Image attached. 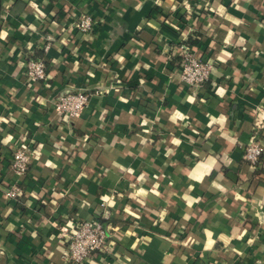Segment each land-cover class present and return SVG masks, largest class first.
<instances>
[{
	"label": "crops",
	"instance_id": "1",
	"mask_svg": "<svg viewBox=\"0 0 264 264\" xmlns=\"http://www.w3.org/2000/svg\"><path fill=\"white\" fill-rule=\"evenodd\" d=\"M186 45L213 64L199 88ZM65 90L89 94L71 120ZM258 122L264 147V0H0V264H71L65 235L93 218L113 247L88 264H264V152L243 157Z\"/></svg>",
	"mask_w": 264,
	"mask_h": 264
},
{
	"label": "built area",
	"instance_id": "2",
	"mask_svg": "<svg viewBox=\"0 0 264 264\" xmlns=\"http://www.w3.org/2000/svg\"><path fill=\"white\" fill-rule=\"evenodd\" d=\"M76 27L82 32L92 30L94 21L91 16L83 15L76 22ZM26 76L31 82H47L49 73L47 65L42 58H28L25 63ZM213 64L211 61L196 54L189 46L183 47L182 61L180 65V78L188 86L199 88L211 79ZM89 101V94L85 90H65L55 99V107L62 116L71 120L79 116ZM260 122L256 124V130L251 140L246 144L244 160L254 167L261 166V158L264 152L259 129ZM32 142L23 139L13 147L11 170L16 180L10 184L6 191L8 198L17 199L23 195L20 181L29 174L34 153ZM67 255L71 264H88L96 257L104 260L112 253L111 231L109 225L98 218L78 221L73 229L66 235Z\"/></svg>",
	"mask_w": 264,
	"mask_h": 264
}]
</instances>
